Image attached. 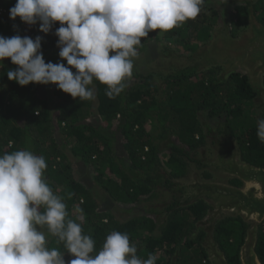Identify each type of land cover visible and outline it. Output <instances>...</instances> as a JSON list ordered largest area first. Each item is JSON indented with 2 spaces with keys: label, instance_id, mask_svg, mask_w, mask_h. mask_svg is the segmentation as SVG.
I'll return each instance as SVG.
<instances>
[{
  "label": "trees",
  "instance_id": "trees-1",
  "mask_svg": "<svg viewBox=\"0 0 264 264\" xmlns=\"http://www.w3.org/2000/svg\"><path fill=\"white\" fill-rule=\"evenodd\" d=\"M225 1L234 4L229 14L235 29L247 26L249 5L264 25V0L249 5L235 0H204L195 19L167 32H149L141 38L137 53L154 43L156 47L163 45L165 53L171 50L189 59L211 39L219 18L216 4ZM15 3L0 0V36L35 39L39 35L45 62L67 66L58 55L54 34L59 22L44 34L39 31V22L29 26L19 17L13 21L9 9ZM207 64L199 69L191 62L184 69L158 75L160 85L153 82L155 75L149 74L134 84H125L120 95L111 99L106 95L107 86L94 80L89 87L95 99L81 101L54 84L20 86L10 81L6 72L18 66L6 58L0 64V155L28 149L45 158L44 178L66 204L67 219L80 223L83 234L94 239L93 255L108 234L119 231L129 236L141 260L153 254L155 264H172L173 258L174 264H211L202 245L205 233L193 236L196 224L210 208L204 201L174 202L161 225L152 216L117 221L110 211L116 205L139 206L155 200L161 170L166 174V188L170 180L186 175L190 153L205 146L206 122L200 121L204 115V120L216 121L221 136L235 141L242 164L264 169V143L256 134L264 102L255 103L258 92L246 76L240 72L220 75L219 68ZM203 176L210 179L207 172ZM229 183L241 186L235 179ZM102 206L103 211L99 210ZM248 227L233 216L215 224L213 238L228 264H240L239 251ZM47 247L56 248L65 261L71 260L72 255L57 237L51 236ZM255 252L264 264V222L258 226Z\"/></svg>",
  "mask_w": 264,
  "mask_h": 264
},
{
  "label": "clouds",
  "instance_id": "clouds-1",
  "mask_svg": "<svg viewBox=\"0 0 264 264\" xmlns=\"http://www.w3.org/2000/svg\"><path fill=\"white\" fill-rule=\"evenodd\" d=\"M203 4L204 0H16L9 9L11 20L19 17L29 26L39 22L44 34L59 22L54 34L58 55L67 66L45 62L39 35L0 36V64L10 58L18 66L6 75L20 86L54 84L85 101L95 99L89 87L95 80L107 86L110 99L115 98L132 76V58L141 38L195 19ZM256 134L264 143V119L258 121ZM46 168L45 158L28 149L0 155V264H65L64 255L46 246L44 227L75 257L70 264H155V255L141 260L129 236L119 231L108 234L93 255L94 239L83 234L80 223L67 219L66 204L44 178Z\"/></svg>",
  "mask_w": 264,
  "mask_h": 264
},
{
  "label": "rangeland",
  "instance_id": "rangeland-1",
  "mask_svg": "<svg viewBox=\"0 0 264 264\" xmlns=\"http://www.w3.org/2000/svg\"><path fill=\"white\" fill-rule=\"evenodd\" d=\"M254 0H240V1H234L237 4H248V2H253ZM249 5V4H248ZM257 6V3H255ZM217 11L219 13L218 23L217 27L215 29V32L212 34V37H214L215 34H220L222 39H226L227 35H231L232 37H237L239 34H241L243 31H245L246 27L243 29H235L233 25L230 23V10L234 6L233 3H219L216 4ZM251 6L249 5L248 8ZM256 17V16H255ZM256 20L259 21V19L256 17ZM263 25V23H261ZM264 27V25H263ZM214 40V39H213ZM228 42L224 43V56L226 57L228 49H229ZM222 52V46L215 44L210 45L209 48L206 51V60L199 57L198 54H193L189 57L187 55H181L179 53H176L174 51L169 50L168 52L163 51V45L158 44L156 45L154 43H149L147 45V48L145 51L138 54L133 59V71L132 76L130 78H126L125 84H134L138 82L139 78L146 77L149 74L155 75V79H153V82L157 85H160V79L158 78V75L165 76L167 74H171L176 70L184 69L185 65L189 66L191 65H197L198 68H202V65L204 62L208 63L206 67H217L220 70V75H222V72L224 71L223 65L214 66L211 65L213 63V60H210V58H213V56H220V53ZM192 60V61H191ZM224 62H231L233 60H222ZM262 79L263 76L260 78L259 85L256 87L257 92H259L258 97L254 100L256 104H262L264 102V86L262 85ZM264 113V110L262 111ZM206 118V115H204ZM203 116V117H204ZM201 117L200 121L203 125V132L205 135V146L198 148L197 150L193 151L189 155V159L186 160L188 166H187V173L185 176H183L180 179H173L170 180V187H165L164 179H166V174L163 172V170L159 171L160 177V183L157 187L158 197L151 201V202H143L139 206H131V207H122V206H113L110 208L111 214L114 217V220L124 222L126 220H129L131 218L139 217V216H152L155 219V222L158 225H161L166 220L168 212V207L172 205L176 200L180 202H184L185 200H189V195L184 199V191L181 190V185H192L195 181V179L199 181H204L202 174L204 172H207L210 174V177H212V180H206V181H212V182H226V179H228L227 176H224V174L216 168L215 164L219 157L230 159L231 157H234L235 161L237 163H241L239 159V152L237 150V144L234 140H230L228 138L221 139V135L218 133L219 130H217V123L216 121H207V119L204 120V118ZM261 119V118H260ZM262 119H264V114L262 115ZM220 161V160H219ZM89 170H85V174L88 173ZM90 182V180H89ZM89 182L86 180V184H89ZM91 185H93V182ZM161 184V185H160ZM181 187V188H180ZM100 200V199H99ZM208 204V203H206ZM209 205V204H208ZM210 206V205H209ZM104 207H100L99 210L103 211ZM212 212H214V208L210 206L208 213L206 217L196 224L195 230L193 231V236H195L199 231H203L205 233L204 241L203 243L209 244L208 242L216 243V241L213 238V230L215 227V224L229 216V215H221L220 218L214 220L212 216ZM217 218V217H215ZM252 224V223H251ZM248 224V225H251ZM217 244V243H216ZM210 245V244H209ZM218 246V244H217ZM219 247V246H218ZM176 257V256H175ZM75 259V257L72 255L71 260ZM70 260V261H71ZM69 261V262H70ZM67 262V261H66ZM172 264H174V258L172 259Z\"/></svg>",
  "mask_w": 264,
  "mask_h": 264
},
{
  "label": "water",
  "instance_id": "water-1",
  "mask_svg": "<svg viewBox=\"0 0 264 264\" xmlns=\"http://www.w3.org/2000/svg\"><path fill=\"white\" fill-rule=\"evenodd\" d=\"M214 39V40H213ZM228 42L229 49L224 56V43ZM221 45L220 56L210 58L211 65H223L222 75L240 72L247 77L248 83L256 89L260 78L264 76V27L256 20L253 10L248 9V23L245 31L237 37L227 35L222 39L220 34H215L196 54L206 60V51L210 45ZM222 60H233L224 62ZM202 67H205L204 64ZM220 160V161H219ZM215 164L228 179H235L241 186L228 182L199 181L195 179L192 185H181L184 199L189 195L187 203L202 200L208 203L214 212V220L221 215L239 217L246 224H251L246 230L243 244L239 251L240 264H262L256 252L258 226L264 222V169L237 163L234 157L225 159L219 157ZM184 201V202H185ZM217 217V218H215ZM203 243L211 264H228L224 253L216 243Z\"/></svg>",
  "mask_w": 264,
  "mask_h": 264
},
{
  "label": "flooded vegetation",
  "instance_id": "flooded-vegetation-1",
  "mask_svg": "<svg viewBox=\"0 0 264 264\" xmlns=\"http://www.w3.org/2000/svg\"><path fill=\"white\" fill-rule=\"evenodd\" d=\"M258 95H259V92H258ZM225 138H226V137H225ZM221 139H224V136H221ZM222 159H223V158H222ZM202 177H203L204 180H212V177H210V179H206V178H204L203 174H202ZM230 180H231V179H226V182L229 183ZM232 185H233V184H232ZM176 202H177V203H181L182 205H183V204H186V203H184V202H183V203L180 202L179 200H178V201L176 200L175 203H176ZM198 223H199V222H198ZM41 231H43V232L45 233V236H46V242H47V243H46V246H47V244H48L49 241H50L51 235L47 232V228H46V227L42 228ZM202 245H203V243H202ZM65 264H70V262H66V261H65Z\"/></svg>",
  "mask_w": 264,
  "mask_h": 264
}]
</instances>
